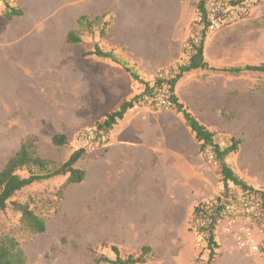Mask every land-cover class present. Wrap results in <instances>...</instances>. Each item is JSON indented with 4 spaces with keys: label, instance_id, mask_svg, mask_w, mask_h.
<instances>
[{
    "label": "rangeland",
    "instance_id": "obj_1",
    "mask_svg": "<svg viewBox=\"0 0 264 264\" xmlns=\"http://www.w3.org/2000/svg\"><path fill=\"white\" fill-rule=\"evenodd\" d=\"M82 35V43L74 49L66 45L64 51L79 55L91 48L92 40ZM185 44L174 63L175 74L179 65L187 63ZM203 59L208 68L183 73L174 85V95L182 110L213 132L219 146L238 139L237 150L224 162L247 187L264 191V75L247 72L232 76L210 69L264 63V0H257L241 21L208 31ZM146 66L132 76L145 87L154 85L160 71L171 70L161 65ZM57 79L0 74V168L25 140L34 143L39 155L56 162L65 161L72 151L81 148L80 132L93 125L72 122L68 104L71 93L68 85ZM55 134L65 135L66 144L54 145L51 138ZM100 148H83L79 166L84 167L90 155L98 156ZM192 161L198 164L193 169L178 157L169 158L165 165L157 164L156 171L150 173L151 183L157 185L155 200L152 198L144 211L136 206L132 217L120 210L124 205L107 198L102 201L86 197L84 180L63 191L60 186L66 176L34 182L11 200L27 203L42 216L45 231L31 233L21 228L19 212L8 206L0 210V235L16 239L25 264H108L98 259H114L112 247L119 256L126 257L140 254L143 246L149 251L144 254L145 261L137 264H199L206 260L208 250L204 237L191 227V207L207 196L227 197L241 189L231 182L225 189L218 175L219 166L208 165L203 152L197 150ZM254 238L257 251L240 247L231 234L215 231L216 264H264V236L255 231Z\"/></svg>",
    "mask_w": 264,
    "mask_h": 264
},
{
    "label": "crops",
    "instance_id": "obj_2",
    "mask_svg": "<svg viewBox=\"0 0 264 264\" xmlns=\"http://www.w3.org/2000/svg\"><path fill=\"white\" fill-rule=\"evenodd\" d=\"M199 1L0 0V74L57 77L71 93L72 122L93 125L138 95L146 84L132 76L146 65L173 70ZM72 30L79 43H67ZM83 33L91 48L79 55L64 51L82 43ZM95 47L110 57L86 53ZM103 140L98 156L90 155L84 167L78 159L75 167L85 171L86 197L124 205L120 210L131 217L136 206L144 211L155 200L150 173L157 164L178 157L189 169L198 165L192 161L198 145L181 112L128 108Z\"/></svg>",
    "mask_w": 264,
    "mask_h": 264
},
{
    "label": "trees",
    "instance_id": "obj_3",
    "mask_svg": "<svg viewBox=\"0 0 264 264\" xmlns=\"http://www.w3.org/2000/svg\"><path fill=\"white\" fill-rule=\"evenodd\" d=\"M256 1L257 0H255L254 4L256 3ZM201 3L202 0L197 3L196 10L200 8ZM14 13L17 14L18 11H15ZM78 25H84L83 18H80L78 20ZM191 25L192 21L190 23V28ZM80 41L81 40L76 31L72 30L68 33L67 43H79ZM189 41L190 35L185 41L186 48L184 47L187 50V63L179 65L177 67L176 74L173 73V77L170 79L172 90H174L176 81L182 76L183 73L190 70L208 68L207 63L203 59L204 40L199 45L193 46L191 48L187 47ZM86 53H93L101 57H110L109 52H103L98 47H95L93 51H88ZM210 69L232 76H239L247 72H256L264 75V63L258 65L246 64L243 66L237 65L220 68L210 67ZM155 83L156 85H159L160 81H155ZM144 90L147 91L148 87L146 86ZM134 99L131 101L123 102L117 110L107 113L101 122H95L92 127L95 128L96 131L100 132V134H107L116 120L121 118L128 108H131ZM173 99L175 101L174 110L176 112H181L186 126H188L191 132H193L194 134L195 140L198 145V150L203 152L205 148H208L213 152L214 157L219 163L218 175L220 181L223 184V187L226 189L228 186V182H231L233 185L240 188L241 191L252 192L257 195L262 201H264V191H256L251 189L250 187H247L245 183L236 174H234L224 162L225 158L230 153H233L237 150L239 142L238 139L232 138L227 146H219L213 140V132L208 130L190 113L182 110V107L178 103L175 95H173ZM98 136H100L99 146H102L105 136ZM66 141V136L62 134H55L51 138V142L56 146L64 145L66 144ZM83 150V148H78L72 151L65 161L56 162L39 155L36 151L34 143L31 140H25L0 168V210H3L10 206L13 210L19 212V222L21 228L31 233L44 232L46 228L44 218L35 213L27 203H21L11 200V197L22 188L34 182H40L56 176H66L64 182L60 186L61 191L65 190L68 185L72 183L81 182L84 179L85 171L84 169L75 167V163L82 155ZM19 171H23L24 174H20ZM199 204L200 202L193 207L191 211V218L197 213ZM194 231L196 234L202 235L204 237L206 248L208 250L206 260L199 264H216V249L218 248V244L214 239V227L212 225H209L205 229H194ZM112 250L115 253L114 259L99 257L98 261H104L108 264L143 263L145 261L144 254L149 251V247L143 246L140 250V254L136 256L128 255L126 257L119 256L118 251L115 247H112ZM25 260V255L16 239L7 234L0 235V264H25Z\"/></svg>",
    "mask_w": 264,
    "mask_h": 264
},
{
    "label": "built area",
    "instance_id": "obj_4",
    "mask_svg": "<svg viewBox=\"0 0 264 264\" xmlns=\"http://www.w3.org/2000/svg\"><path fill=\"white\" fill-rule=\"evenodd\" d=\"M255 0H202L200 8L195 11L190 28L188 48L197 46L204 40L208 31H217L231 26L247 17ZM172 70H162L156 75L159 85H151L134 99L131 109L150 111L174 110V92L170 85ZM100 134L93 127L82 130L79 134L81 148L95 150L99 146ZM208 165L218 167L219 163L213 152L203 151ZM209 225L215 231L231 234L240 247L257 251L255 231L264 236V201L248 191H238L233 195L210 196L198 205L197 213L191 218L193 229H205Z\"/></svg>",
    "mask_w": 264,
    "mask_h": 264
},
{
    "label": "bare ground",
    "instance_id": "obj_5",
    "mask_svg": "<svg viewBox=\"0 0 264 264\" xmlns=\"http://www.w3.org/2000/svg\"><path fill=\"white\" fill-rule=\"evenodd\" d=\"M90 190H91V188H90Z\"/></svg>",
    "mask_w": 264,
    "mask_h": 264
}]
</instances>
